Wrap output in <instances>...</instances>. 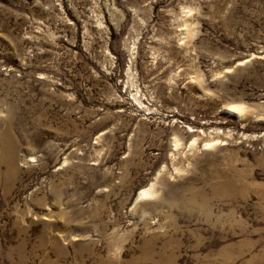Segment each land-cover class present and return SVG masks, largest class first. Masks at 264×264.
<instances>
[{
    "label": "rangeland",
    "instance_id": "rangeland-1",
    "mask_svg": "<svg viewBox=\"0 0 264 264\" xmlns=\"http://www.w3.org/2000/svg\"><path fill=\"white\" fill-rule=\"evenodd\" d=\"M0 264H264V0H0Z\"/></svg>",
    "mask_w": 264,
    "mask_h": 264
},
{
    "label": "bare ground",
    "instance_id": "bare-ground-1",
    "mask_svg": "<svg viewBox=\"0 0 264 264\" xmlns=\"http://www.w3.org/2000/svg\"><path fill=\"white\" fill-rule=\"evenodd\" d=\"M221 184V183H220Z\"/></svg>",
    "mask_w": 264,
    "mask_h": 264
}]
</instances>
